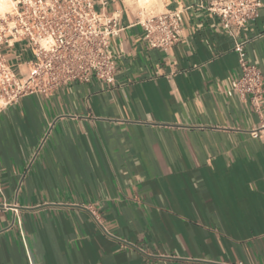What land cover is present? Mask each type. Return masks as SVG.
Here are the masks:
<instances>
[{"label":"crops","instance_id":"crops-1","mask_svg":"<svg viewBox=\"0 0 264 264\" xmlns=\"http://www.w3.org/2000/svg\"><path fill=\"white\" fill-rule=\"evenodd\" d=\"M209 1L94 0L122 27L113 84L1 108L0 264H264V93L227 94L238 40L264 87V0L234 35ZM167 10L180 38L150 48L137 20ZM1 52L27 70L24 42Z\"/></svg>","mask_w":264,"mask_h":264},{"label":"built area","instance_id":"built-area-1","mask_svg":"<svg viewBox=\"0 0 264 264\" xmlns=\"http://www.w3.org/2000/svg\"><path fill=\"white\" fill-rule=\"evenodd\" d=\"M260 0H210L207 9L220 18L230 34L242 29L256 16ZM143 39L150 48L166 49L180 38V10L138 19ZM122 27L117 14L94 8V0H12L11 12L0 15V110L27 94L50 95L63 86L87 83L90 79L113 84L115 56L110 38ZM24 42L32 57L21 75L9 68L1 47ZM245 40L233 50L238 57L239 75L227 94L249 96L257 110L264 93L261 71L246 59ZM251 135L258 136L256 130Z\"/></svg>","mask_w":264,"mask_h":264},{"label":"bare ground","instance_id":"bare-ground-1","mask_svg":"<svg viewBox=\"0 0 264 264\" xmlns=\"http://www.w3.org/2000/svg\"><path fill=\"white\" fill-rule=\"evenodd\" d=\"M10 2H12V0L11 1L10 0H0V14L1 15L9 12L10 10L9 6L11 4Z\"/></svg>","mask_w":264,"mask_h":264},{"label":"rangeland","instance_id":"rangeland-1","mask_svg":"<svg viewBox=\"0 0 264 264\" xmlns=\"http://www.w3.org/2000/svg\"><path fill=\"white\" fill-rule=\"evenodd\" d=\"M11 1V0H10ZM11 4H12V2H10ZM10 4V6H9V12L12 10V5ZM1 15V14H0Z\"/></svg>","mask_w":264,"mask_h":264}]
</instances>
